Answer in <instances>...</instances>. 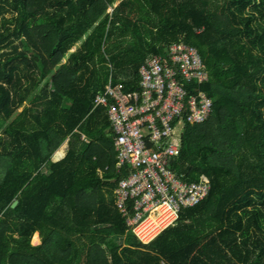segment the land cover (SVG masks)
<instances>
[{"label": "trees", "instance_id": "obj_1", "mask_svg": "<svg viewBox=\"0 0 264 264\" xmlns=\"http://www.w3.org/2000/svg\"><path fill=\"white\" fill-rule=\"evenodd\" d=\"M116 1L0 0V264H264V0ZM180 40L213 111L186 124L174 167L212 188L145 242L115 204L126 172L94 98L110 74L138 89L140 64Z\"/></svg>", "mask_w": 264, "mask_h": 264}, {"label": "built area", "instance_id": "obj_2", "mask_svg": "<svg viewBox=\"0 0 264 264\" xmlns=\"http://www.w3.org/2000/svg\"><path fill=\"white\" fill-rule=\"evenodd\" d=\"M208 80L199 49L180 40L146 57L138 89L126 90L110 74L95 95L94 106H107L111 120L114 167L126 172L113 190L115 204L142 241L175 224L183 208L198 204L212 188L208 175L187 180L174 167L186 124L202 123L213 111V98L201 85ZM143 229L153 234L145 238Z\"/></svg>", "mask_w": 264, "mask_h": 264}, {"label": "rangeland", "instance_id": "obj_3", "mask_svg": "<svg viewBox=\"0 0 264 264\" xmlns=\"http://www.w3.org/2000/svg\"><path fill=\"white\" fill-rule=\"evenodd\" d=\"M119 1H120V0H117L116 3H118ZM116 3H115V4H116ZM110 9H112V8H110ZM75 48H76V46H73L71 49H75ZM27 105H28V106L32 105V102H28ZM22 107H23V106H20L19 109H22ZM35 107H37V106L35 105ZM178 132H180V129H178ZM144 226H145V225H144ZM143 232H144L143 235H146L145 238H148L149 236H151V234H153V232L147 234V230H146V229H143ZM36 233H37V232H36ZM36 233H35V235H36ZM40 240H41V238H40ZM32 241H33V242H37V241H39V239L37 240V237H36V236H33ZM107 243H108L110 246H113V245H114V241L111 240V239H108V240H107Z\"/></svg>", "mask_w": 264, "mask_h": 264}, {"label": "crops", "instance_id": "obj_4", "mask_svg": "<svg viewBox=\"0 0 264 264\" xmlns=\"http://www.w3.org/2000/svg\"><path fill=\"white\" fill-rule=\"evenodd\" d=\"M84 136V135H83ZM83 136H82V138H83ZM86 140H90V139H88V138H85ZM65 149H66V144L64 143V144H62L57 150H56V152H55V154H54V157L55 158H57V157H61L63 154H64V152H65ZM35 236V235H34ZM36 237H37V240L39 239V241H37V242H33V243H40L41 242V240H40V236H39V233L37 232L36 233Z\"/></svg>", "mask_w": 264, "mask_h": 264}, {"label": "water", "instance_id": "obj_5", "mask_svg": "<svg viewBox=\"0 0 264 264\" xmlns=\"http://www.w3.org/2000/svg\"><path fill=\"white\" fill-rule=\"evenodd\" d=\"M18 200H14L13 203H12V206H15L17 204Z\"/></svg>", "mask_w": 264, "mask_h": 264}, {"label": "bare ground", "instance_id": "obj_6", "mask_svg": "<svg viewBox=\"0 0 264 264\" xmlns=\"http://www.w3.org/2000/svg\"><path fill=\"white\" fill-rule=\"evenodd\" d=\"M146 226V225H145ZM144 234V232H142ZM152 235V234H151ZM36 236V235H35ZM146 236V235H145ZM150 237V236H149Z\"/></svg>", "mask_w": 264, "mask_h": 264}, {"label": "clouds", "instance_id": "obj_7", "mask_svg": "<svg viewBox=\"0 0 264 264\" xmlns=\"http://www.w3.org/2000/svg\"><path fill=\"white\" fill-rule=\"evenodd\" d=\"M183 134V133H182Z\"/></svg>", "mask_w": 264, "mask_h": 264}]
</instances>
